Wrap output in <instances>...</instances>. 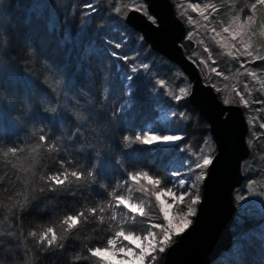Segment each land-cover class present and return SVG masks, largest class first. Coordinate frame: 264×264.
<instances>
[{
	"label": "trees",
	"instance_id": "obj_1",
	"mask_svg": "<svg viewBox=\"0 0 264 264\" xmlns=\"http://www.w3.org/2000/svg\"><path fill=\"white\" fill-rule=\"evenodd\" d=\"M131 2L0 0V145L4 149L19 146L26 154L39 136L45 134L52 138L49 143L58 145L59 151L46 152L47 145L40 149L38 175L62 171L61 159L73 161L70 169L87 168L91 161L94 168L90 170L97 171L89 180L73 185L75 194L49 193L50 198L38 200L30 211L22 214L15 236L11 237L13 243H8L9 237L0 240L8 252V258H4L5 253L0 251L3 264H26L25 248L31 249L32 264H74L75 257L87 256L88 248L106 247L107 240L119 230L117 222L110 221L111 209L103 213V224L90 217L87 224L81 223L71 232L62 233L61 229L67 228L62 221L85 208L115 204V195L131 197L132 203L143 199L152 205L151 223H164L159 202L152 193L172 187L181 178L175 172L182 169L194 179V171L199 170L194 169L192 161L200 158L201 149L207 155L215 151L207 121L187 101L190 83L185 74L177 64L152 50L141 34L124 22ZM172 2L185 25L186 35L189 37L191 33L194 41L193 49L185 50V54L198 66L200 62L205 64L207 74L199 67L203 81L210 83L223 101L240 104L249 122L246 132L249 154L241 162L243 180L234 189L237 211L231 225L232 244L210 264H264V129L259 127L264 122V104L255 102L264 101V87L256 86L241 68L238 57L227 55L220 41L201 29L200 19L194 18L190 23L187 15L179 12L177 1ZM202 2L212 23L219 25L229 12L242 19L252 14L251 5L256 0ZM88 4L92 8L85 7ZM262 23L264 5L258 4L251 29L256 36L251 44L260 56H264ZM124 56L128 59H123ZM249 67L264 76L261 70L264 60L248 63ZM213 68L230 77L218 76ZM161 79L166 82L163 89L158 83ZM245 81L251 88L247 92ZM180 88L186 94L180 93ZM237 89L245 92L247 107L242 105ZM173 94L184 97L178 106L171 99ZM163 109L186 113V118L172 115L166 122L161 121L158 116ZM150 130L164 135L176 133L185 140L176 142L178 146L151 148L124 140L125 136L143 135ZM92 156L98 159L91 160ZM190 166L194 171L189 170ZM12 171L0 161L3 204L8 203L3 187L11 188ZM137 172L160 179V185H149L146 180L140 184L123 183L129 173ZM201 182H197L198 195ZM141 186L148 191H141ZM185 189L186 186L182 190ZM253 192L262 195L256 205L250 199ZM116 211L122 216L127 210ZM148 225L146 218L137 217L138 229ZM9 227L10 222L0 221V236ZM47 227H53L58 236L67 237L62 241L63 249L45 250L36 245V238L28 235L31 231L39 235ZM162 258L163 253H157L155 264H160ZM79 264H97V259L88 257Z\"/></svg>",
	"mask_w": 264,
	"mask_h": 264
},
{
	"label": "snow or ice",
	"instance_id": "obj_2",
	"mask_svg": "<svg viewBox=\"0 0 264 264\" xmlns=\"http://www.w3.org/2000/svg\"><path fill=\"white\" fill-rule=\"evenodd\" d=\"M134 3L137 7L133 10L146 12V9L141 7L143 0H134ZM258 4L264 5V0H256V3L251 5L250 11L252 14L246 16L243 21L237 16L233 21L236 27L231 32V39L237 41V38L239 37V42L243 45V51L240 49H236V51L241 56L250 57L251 59L247 61V63L250 64H255L258 60H264V56L255 54V50L252 48L251 44V40L256 36L255 31L251 29ZM85 7L92 8V5L88 4L85 5ZM192 8L193 11H196L198 10L199 5H193ZM213 11H216L214 7ZM200 15L204 20H208V16L204 15L203 11L200 12ZM189 22H193L191 17H189ZM212 31L215 32V29ZM223 32L230 33V27H224ZM216 35H219V33H216ZM260 35L264 36V32H261ZM188 38H191V33ZM116 46L119 47V45ZM225 46L226 45L223 44L221 45V47ZM231 47L235 48L236 45L232 44ZM205 51H207V49H205ZM113 55L116 56L117 53H113ZM227 55L233 56L234 54L229 50ZM123 59L126 60L128 57L124 56ZM240 66L243 68L244 63L242 62ZM142 67H147V65H142ZM261 70L264 71V69ZM212 71L216 72L218 76H223V73L217 72L215 68H213ZM245 71L253 80L259 79L256 71H250L247 69ZM128 78L130 80L132 79L131 76ZM224 78L227 79V77ZM158 83L161 89L166 86L164 79L159 80ZM261 86L264 87V84ZM244 87L245 92H247V81H245ZM179 91L182 94H186L184 88H180ZM217 91L221 90L217 89ZM245 92H240L238 89L236 90V94L241 98L242 105L247 107L249 101L245 99ZM162 94L166 95V93ZM183 98L184 97L180 94H173L171 97V99L178 102L177 106L179 101ZM255 102L264 104V101ZM224 103L227 104L228 101L225 100ZM52 111L54 112L55 109H52ZM172 115L181 119L186 118V113L183 112L177 113L174 111L172 112ZM259 127L264 129V122H261ZM51 139V137L41 134L38 142L32 146L26 154L25 149L19 146H12L4 149L3 146L0 145V161L9 165L13 170L9 177V179L13 181L11 188L3 187L8 203H0V221L10 222V227L4 236H0V240H3L4 237H9L8 243H13L11 237L15 236V229L19 226L22 214L30 211L31 206L38 200L42 198H50L48 196L49 193H55L58 191L75 194L73 185L78 184V182H85L97 174V171L90 170L94 168L91 161L87 168L71 167L70 169V166L73 165V161L61 159L59 160V164L62 171L47 176L38 175L37 166L40 164V149L44 145H47V148L45 149L46 152H52L53 150H56L57 152L59 151L58 145L55 143H49ZM124 140L128 143L138 142L141 145L149 146L151 148L159 145L178 146L176 145V142L185 140V137L175 134H155L150 130L143 135L137 134L134 137L125 136ZM201 153L202 155L199 159L192 161L194 169H198L199 171L195 172L191 166L189 168L190 171H194V179H192L191 182L192 189L197 188V182L204 177V169L213 163L211 156L203 154V149H201ZM95 159L98 158L95 156L91 157V160ZM100 165L102 169L104 167L103 160L100 161ZM141 180H146L149 185H160L161 183L160 179H153V177L147 172L129 173L128 180L123 183L127 184L128 181H131L135 184H140ZM186 184H188L187 179H180L174 183L173 188H169L166 191L161 190L160 192L152 193V195H155V199L159 202V212L162 213L164 223H151V204H147L143 199L139 200L138 203H132L130 202L131 197L126 200L123 195H115V204L109 203L106 206L85 208L84 210L77 212L75 215H67L62 221V224L67 225V228H62V233L71 232L72 229L77 228L81 223L87 224L90 217L95 218L103 224L105 220L103 213L109 209L112 210L110 221L117 222V227L119 228V230L107 240L106 247L102 248L97 246L94 248H88L87 256L75 257L74 264H79L80 261H87L88 257L96 258L97 264H155L157 253H164L166 251V248L172 242L173 235H179L188 228L191 224L189 217L195 214L194 206L199 203L200 197L187 189L180 191V189L185 188ZM2 186L3 181L0 180V187ZM140 190L145 193L148 191L146 188H143V186H141ZM129 191H131V189H129ZM162 195L170 197L172 202L169 203L167 200L161 199ZM188 197H191V199L186 208L183 211L176 212L174 216L171 215L170 209H172L177 202L184 205ZM121 208L127 210L122 216L116 211V209ZM137 217L146 218L149 221L148 227L143 230L138 229L135 226ZM140 222L143 223L144 221L141 220ZM109 227H111V224H109ZM157 229L159 231H156ZM28 235L36 238V245L43 246V249L45 250L63 249L64 243H62V241L67 239L63 234L58 236L57 231L54 230L53 227H47L39 235L35 231L29 232ZM124 241H127L128 245L124 244ZM136 249L139 251H136ZM0 251L5 253L4 258H8L7 249L3 243H0ZM30 253L31 249L25 248L24 258L26 264H32ZM0 264H3L2 260H0ZM37 264H39V262H37Z\"/></svg>",
	"mask_w": 264,
	"mask_h": 264
},
{
	"label": "water",
	"instance_id": "obj_3",
	"mask_svg": "<svg viewBox=\"0 0 264 264\" xmlns=\"http://www.w3.org/2000/svg\"><path fill=\"white\" fill-rule=\"evenodd\" d=\"M143 4L146 12L130 7L124 22L185 74L190 83L187 101L207 121L215 145L191 224L166 248L160 264H210L232 244L231 225L237 211L234 189L243 180L241 162L249 154L248 123L240 104L224 103L214 87L203 81L200 68L207 74L205 64L198 66L185 54L194 41L186 35L172 0H143Z\"/></svg>",
	"mask_w": 264,
	"mask_h": 264
},
{
	"label": "rangeland",
	"instance_id": "obj_4",
	"mask_svg": "<svg viewBox=\"0 0 264 264\" xmlns=\"http://www.w3.org/2000/svg\"><path fill=\"white\" fill-rule=\"evenodd\" d=\"M177 2V6L179 7V12H183L187 15V17H191V19L193 20L194 18H196V20L200 19V23H202V27L201 29L205 32L207 31L208 34H211L212 36H214L216 39H218V41H220L221 44L223 45H226L225 48H226V51L228 53L229 50H231L233 52V56L234 57H238V63L241 65V63L243 62L244 63V67H243V70L245 71L246 69L247 70H250V71H253L250 69V67L248 68V63L247 61L250 60L251 58L250 57H245V56H241L239 55V53L236 51V49H240L241 51H243V45L239 42L240 38L238 37L237 38V41H233L231 39V32L232 30L235 29V25L233 23L234 19L238 16L234 13H231L229 12L228 14V17L227 19L225 20V22H223V20H220V22H222L221 24L219 25H216L214 23H212V19L210 17V12L209 11H206V7H205V3H203L201 0V3L197 0H176ZM193 5H199V8L198 10L196 11H193V8L192 6ZM129 7H134L136 8L137 5L134 3V0H132V2L130 3ZM141 7L145 8L144 7V4L142 3ZM203 11L204 12V15L208 16V20H204V18L200 15V12ZM145 12V11H144ZM212 12H214L212 10ZM192 13H194V15H192ZM196 15V16H195ZM240 17V16H238ZM240 20L243 21L244 18L242 19L240 17ZM212 23V24H211ZM262 26H263V29H264V23H262ZM224 27H230V33H225L223 32V28ZM215 29V32H213L212 30ZM216 33H219V35H216ZM247 42V41H246ZM232 44H235L236 47L235 48H232L231 45ZM242 72V71H241ZM246 72V71H245ZM247 73V72H246ZM258 74V77L259 79L258 80H253L252 77L249 76V79L251 81H253L254 84H264V76L260 75L259 73ZM223 77H227L229 78L230 76H223ZM225 79V78H224ZM235 88V87H234ZM236 89V88H235ZM251 88L248 86L247 90L249 91ZM159 116H158V119L161 120V121H167L169 119H171V116H172V112L171 110L169 111L168 109H163V110H160L159 111ZM248 121V120H247ZM248 125H249V122H248ZM157 134V133H155ZM165 135H171V133H168V134H165ZM175 135H179V134H176ZM205 151H206V148H205ZM203 154L204 155H207L206 153H204L203 151ZM202 155V153H201ZM212 157V155H209ZM198 157H201L200 155H198ZM176 175H181V178L180 179H187L188 180V184H186V189L189 191V189L191 188V182H192V179L189 178L188 174L186 173V170L182 169L178 172H175ZM169 188H173L172 187H169ZM168 188V189H169ZM165 191L167 189H164ZM175 190V189H173ZM180 191H183L182 189H180ZM160 192V191H159ZM198 192H199V186L197 184V188H196V194L195 195H198ZM262 195H259L255 192H253L251 194V201L256 205L259 203V201L262 199L261 197ZM126 200H128V198H125ZM161 199H164V200H167L169 203H171V198L168 197V196H164L162 195L161 196ZM176 205V204H175ZM175 205L172 209H170V214L171 215H175L176 212L178 211H183L185 208H182L180 210H176L175 209ZM194 209H195V206H194ZM189 219L191 220V218L189 217ZM174 222H177V221H174ZM176 234H174L173 236H175ZM122 239V238H121ZM124 244L128 245V242L127 241H124L123 242ZM129 246H132V245H129ZM134 247V246H133ZM136 251H139L138 249H136Z\"/></svg>",
	"mask_w": 264,
	"mask_h": 264
},
{
	"label": "bare ground",
	"instance_id": "obj_5",
	"mask_svg": "<svg viewBox=\"0 0 264 264\" xmlns=\"http://www.w3.org/2000/svg\"><path fill=\"white\" fill-rule=\"evenodd\" d=\"M189 191L192 192L193 194H196V189L190 188ZM190 199H191V197H188L184 205H181L179 202H177L175 205V209L180 210L182 208H185L187 206V204L190 203Z\"/></svg>",
	"mask_w": 264,
	"mask_h": 264
}]
</instances>
